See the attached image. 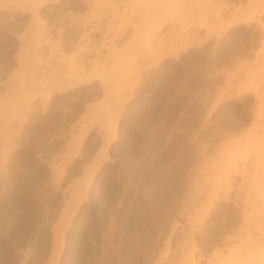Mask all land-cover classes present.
I'll return each instance as SVG.
<instances>
[{
    "label": "rangeland",
    "instance_id": "obj_1",
    "mask_svg": "<svg viewBox=\"0 0 264 264\" xmlns=\"http://www.w3.org/2000/svg\"><path fill=\"white\" fill-rule=\"evenodd\" d=\"M36 1L0 0V264L260 252L264 0ZM85 22L101 31L83 41Z\"/></svg>",
    "mask_w": 264,
    "mask_h": 264
},
{
    "label": "bare ground",
    "instance_id": "obj_2",
    "mask_svg": "<svg viewBox=\"0 0 264 264\" xmlns=\"http://www.w3.org/2000/svg\"><path fill=\"white\" fill-rule=\"evenodd\" d=\"M38 1V0H37ZM36 1V2H37ZM49 1V0H48ZM48 1H45V0H39V3H37L38 4V7H40L41 5H43L45 2H48ZM88 1V0H87ZM118 1H124V0H92V2H93V4L94 5H97V4H105V6H107V5H109V6H111L112 7V9H110V10H112V11H115L116 12V15H118V13H119V10H118V5L116 4V3H118ZM126 2V4H125V6H127V8L130 6V5H132V4H134L135 2H147L148 4L150 3V4H154V5H157V4H160L163 0H125ZM166 2L164 3V4H166L167 3V1L168 2H170V1H172V0H165ZM179 1V0H178ZM207 1H209V0H207ZM35 2V1H34ZM174 2H175V0H174ZM177 2V1H176ZM200 2V1H199ZM197 3V2H196ZM32 4V3H31ZM207 4H208V2H207ZM210 4V3H209ZM255 4V3H254ZM70 5V4H69ZM120 5V4H119ZM129 5V6H128ZM173 5V4H172ZM125 6L123 7V8H125ZM149 6V5H148ZM197 6H198V4H197ZM75 7V6H74ZM79 7V6H78ZM78 7H76V10H78ZM42 8V7H41ZM122 8V13H121V11H120V14H121V16H120V18L121 17H123V13H125V10L127 11V9H123ZM149 8V7H148ZM188 8V7H187ZM141 9V8H140ZM152 9H154V8H152ZM37 10L38 9H36L35 11H34V13H35V15L37 16ZM81 10V9H80ZM110 10H109V12H110ZM237 10H240L239 8L237 9ZM237 10H235V11H237ZM111 13V12H110ZM135 13H137V17L142 21H148L149 19H151V18H153V17H155V16H158V15H160L161 14V12H160V10L158 11V12H156V11H153V10H143V11H139V12H135ZM166 14H167V12H165ZM58 14V13H57ZM165 14V15H166ZM99 16V15H98ZM119 16V15H118ZM117 16V17H118ZM241 16V15H240ZM97 17V16H96ZM136 17V16H135ZM98 18V17H97ZM236 18H238V17H236ZM96 19V18H95ZM134 19V18H133ZM137 19V18H136ZM234 19V18H233ZM38 20H39V18H38ZM204 20V19H203ZM236 20V19H235ZM40 21V20H39ZM84 21V20H83ZM82 21V22H83ZM87 21H88V19H87ZM91 21V20H90ZM99 21V20H98ZM134 21V20H133ZM136 21V20H135ZM95 23H97V22H95ZM93 24V23H92ZM111 24V23H110ZM88 25H90L89 23H87V22H85L83 25H82V29H83V33H82V39H83V41L84 40H87L89 37L88 36H90V35H88L86 32H88V33H95V32H100L101 31V26L100 25H98V24H94V27L93 28H89L88 27ZM144 25V24H143ZM120 27L122 28V27H124L123 25H120ZM120 28V29H121ZM108 30H110V27L109 28H107ZM105 30V29H104ZM137 30V29H136ZM140 30H141V28H140ZM82 31V30H81ZM138 31V30H137ZM136 31V32H137ZM137 33H139V32H137ZM140 33H141V31H140ZM136 34V33H135ZM80 35V34H79ZM78 35V36H79ZM126 34H125V32L123 31V30H121V31H117V33L115 34V37H117L119 40H122L123 38H124V36H125ZM143 34L141 33V35H139L138 34V36L140 37V36H142ZM32 37H33V35H32ZM135 37V36H134ZM138 37V38H139ZM79 38H80V36H79ZM141 38H143V37H141ZM34 39V38H33ZM81 39V40H82ZM147 39V38H146ZM72 40V39H71ZM70 40V41H71ZM35 41V40H34ZM124 41V40H123ZM122 41V42H123ZM134 41V40H133ZM140 41V38H139V40L138 39H136V42H133V45H134V43H137L138 42V46L139 47H142V48H144L146 51H149L150 52V49L151 50H153V48L151 47L152 46V44L150 43L151 41H148V40H144V42H143V39H141V42H139ZM83 44V43H82ZM137 46V47H138ZM159 46V45H158ZM33 51H35L34 49H33ZM81 51H83V50H81ZM36 52V51H35ZM154 52V51H153ZM151 53V52H150ZM152 54V53H151ZM86 58V57H85ZM116 58V57H115ZM81 61L82 60H84V59H80ZM75 61V60H74ZM73 61V62H74ZM78 61H79V59H78ZM76 62H77V60H76ZM77 63H79V62H77ZM115 63H116V65L118 64V62H117V60H115ZM115 63H114V66H115ZM84 65V64H83ZM113 65V64H112ZM78 66V65H77ZM72 67H73V65H72ZM75 67V66H74ZM79 67H81V62H80V66ZM103 67V66H102ZM116 67V66H115ZM117 68V67H116ZM75 69H76V71H77V67H75ZM79 69H82V68H79ZM86 69V68H85ZM75 71V70H74ZM81 70H79V72H80ZM70 73V72H69ZM72 73V72H71ZM83 72H81V74H82ZM87 73V72H86ZM72 74H74V76L76 75L75 73H72ZM89 74V73H88ZM85 75V74H84ZM70 76V75H69ZM72 76V75H71ZM73 76V77H74ZM76 76H79L78 77V83H82V81L84 80L83 79V77H80V75L78 74V75H76ZM75 76V77H76ZM122 76H124V73H123V75ZM75 79H77V78H75ZM90 80V79H89ZM69 80H67L66 82H68ZM75 81V80H74ZM66 82H65V86H64V88L63 89H66L65 87L67 86L66 85ZM72 82V81H71ZM71 82H68V88H69V83L71 84ZM88 82V81H87ZM108 82V81H107ZM247 82V81H246ZM248 83V82H247ZM63 84V83H62ZM61 84V85H62ZM74 84H76V82L74 83ZM73 84V85H74ZM109 84V83H108ZM107 84V85H108ZM243 85H245V84H243ZM57 86V85H56ZM60 86V85H59ZM59 86H57V87H59ZM256 86V85H255ZM48 87V86H47ZM49 88V87H48ZM61 87H59V89H60ZM252 88V87H251ZM94 93V92H93ZM67 98V97H66ZM264 101V100H263ZM20 107V106H19ZM20 111V110H19ZM18 111V112H19ZM221 114V113H220ZM228 114V113H227ZM231 114V113H230ZM251 116V115H250ZM230 120V119H229ZM254 120V119H253ZM227 121V120H226ZM261 121V120H260ZM253 123L252 124H250V126L248 127L249 128V130H250V128L251 127H256V129H252L253 131H255V133H258V134H260V132L262 133V132H264V121L263 122H257V121H252ZM245 129V128H244ZM246 130V129H245ZM244 130V131H245ZM260 131V132H259ZM254 134V133H253ZM262 135V134H261ZM262 137V139H264L263 137H264V134H263V136H261ZM255 138V137H254ZM260 138V137H259ZM255 141V140H254ZM257 141H259V140H257ZM261 141V140H260ZM264 142V141H263ZM240 144V143H239ZM254 144V143H253ZM262 152V151H261ZM262 158V157H261ZM259 160H260V158H259ZM262 160V159H261ZM264 161V160H263ZM226 163H228V161L226 162ZM226 163L224 164L225 166H223L222 168H224V169H222L223 171H221V174H219L220 176L217 178V181H216V184H215V190L216 191H219L221 188H223L227 183H228V180H229V178L233 175V173L236 171V169H235V167H236V165L235 164H228V165H226ZM261 164V163H260ZM227 166V167H226ZM259 169V168H258ZM264 169V168H263ZM262 169V170H263ZM94 170H96V168L94 169ZM240 171V170H239ZM219 172V171H218ZM246 172V171H245ZM220 173V172H219ZM249 173V172H248ZM248 175V174H247ZM245 176V175H244ZM91 177H92V174H91ZM91 179V178H90ZM242 180V179H241ZM261 180H263V179H261ZM260 180V181H261ZM264 181V180H263ZM262 181V182H263ZM90 182V181H89ZM80 184V183H79ZM261 186V185H260ZM84 191V190H83ZM82 193V192H81ZM78 194V193H77ZM257 195V194H256ZM86 197V196H85ZM71 200V199H70ZM260 200V199H259ZM87 213V212H86ZM203 213V212H202ZM80 218V217H79ZM30 228V227H29ZM71 233V232H70ZM19 238V237H18ZM59 239V238H58ZM67 239V238H66ZM71 239H73V237L71 238ZM26 240V239H25ZM7 242V241H6ZM57 243V242H56ZM69 243H71V242H69ZM75 245V244H74ZM60 247V246H59ZM240 248V247H239ZM241 250V249H240ZM244 250V249H243ZM247 250V252H245V253H242L241 255H238V256H232V254H231V252L230 251H228V254H227V259L224 261L225 262V264H249V262L250 261H252L253 259H254V261H256V262H253V264H264V247L263 248H261V250H260V252H257V253H255V251H252V249H250V250H248V249H246ZM57 251H59V250H57ZM239 251V250H238ZM245 251V250H244ZM54 253V252H53ZM230 253V254H229ZM240 253V252H239ZM59 254V253H58ZM236 255V254H235ZM76 257V256H75ZM75 257H73V256H68V255H66V257L65 258H67V259H65L66 261H64V262H67V263H71V264H78L76 261H75ZM57 258V257H56ZM78 259V258H77ZM76 262V263H75ZM252 262H250V263H252ZM66 263V264H67ZM190 264H193V261L191 262L190 261Z\"/></svg>",
    "mask_w": 264,
    "mask_h": 264
}]
</instances>
